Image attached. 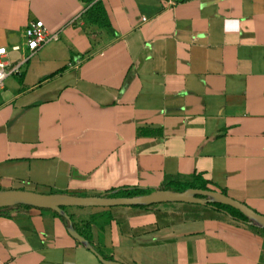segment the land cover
<instances>
[{
  "label": "crops",
  "instance_id": "obj_1",
  "mask_svg": "<svg viewBox=\"0 0 264 264\" xmlns=\"http://www.w3.org/2000/svg\"><path fill=\"white\" fill-rule=\"evenodd\" d=\"M100 1L109 32L83 0H0V47L30 22L60 33L0 90V190L95 197L199 176L264 216V0ZM12 211L0 264H102L54 212ZM66 213L120 264H264V231L211 206Z\"/></svg>",
  "mask_w": 264,
  "mask_h": 264
},
{
  "label": "water",
  "instance_id": "obj_2",
  "mask_svg": "<svg viewBox=\"0 0 264 264\" xmlns=\"http://www.w3.org/2000/svg\"><path fill=\"white\" fill-rule=\"evenodd\" d=\"M164 203H186L208 206L210 204L226 205L240 211L247 219L248 224L264 229V216L252 211L246 205L239 203L228 196L216 192L200 189H188L183 192L164 191L155 189L153 192L136 197L106 198L102 196L78 197L66 194H40L22 190H0V209L16 210L19 206H28L36 209L49 210L69 221L68 232L80 244L94 253L102 264H120L105 260L94 247L81 236L72 226L68 214L63 208L70 207H117V206H152Z\"/></svg>",
  "mask_w": 264,
  "mask_h": 264
},
{
  "label": "trees",
  "instance_id": "obj_3",
  "mask_svg": "<svg viewBox=\"0 0 264 264\" xmlns=\"http://www.w3.org/2000/svg\"><path fill=\"white\" fill-rule=\"evenodd\" d=\"M88 8L85 11V18L89 22L90 26L92 27H97L99 28L100 31L104 32H109L111 31V26L108 20V16L106 14V11L102 5V2L100 0H83ZM89 33V30H87ZM188 189H200V190H205V191H212L211 189L208 188L207 182L202 180L199 176H193L190 181L187 182H179L176 180L172 179H167L163 183V185L159 188V190H164V191H175V192H183ZM155 189H141V188H121L118 190H112L110 192H107L103 195L102 197L106 198H118V197H136V196H142V195H147L151 192H153ZM222 194L226 195L225 192H222ZM81 197V196H78ZM208 206H211L219 211L226 212L228 215H230L233 219L238 220L240 222L248 224V219L238 210L231 208L226 205H221V204H210ZM21 208H32L28 206H19L16 210H19ZM43 210V209H41ZM63 210L66 212V208H63ZM49 211V210H48ZM13 212L12 210L8 208H3L0 209V216L3 215H8L9 213ZM54 214L62 220V222L65 224V226L68 228L69 221H67L65 218L62 216L58 215L57 213L54 212ZM71 220V219H70ZM72 221V220H71ZM72 226L75 228V230L83 236L90 244L91 240L89 236L85 235L82 232H79V230L76 228V226L72 223ZM251 228L254 230H262L264 229L255 227L250 225ZM100 255L108 261H111L108 257L104 256L102 253Z\"/></svg>",
  "mask_w": 264,
  "mask_h": 264
},
{
  "label": "built area",
  "instance_id": "obj_4",
  "mask_svg": "<svg viewBox=\"0 0 264 264\" xmlns=\"http://www.w3.org/2000/svg\"><path fill=\"white\" fill-rule=\"evenodd\" d=\"M163 3L172 7L188 0H162ZM60 33H51L45 27L43 21L30 22L22 33V41L11 47H0V90L5 87L6 80L11 76H21L22 66L28 62L31 56L45 45L59 40ZM17 53L23 57L19 63L10 62V54Z\"/></svg>",
  "mask_w": 264,
  "mask_h": 264
},
{
  "label": "clouds",
  "instance_id": "obj_5",
  "mask_svg": "<svg viewBox=\"0 0 264 264\" xmlns=\"http://www.w3.org/2000/svg\"><path fill=\"white\" fill-rule=\"evenodd\" d=\"M234 25L238 24V22H233Z\"/></svg>",
  "mask_w": 264,
  "mask_h": 264
}]
</instances>
